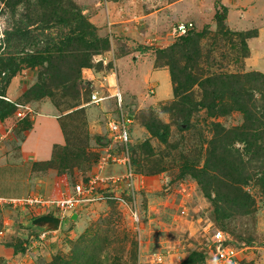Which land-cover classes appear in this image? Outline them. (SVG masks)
Here are the masks:
<instances>
[{
    "label": "rangeland",
    "instance_id": "obj_1",
    "mask_svg": "<svg viewBox=\"0 0 264 264\" xmlns=\"http://www.w3.org/2000/svg\"><path fill=\"white\" fill-rule=\"evenodd\" d=\"M73 1L95 27L96 35L108 41V49L92 56L90 66L83 68L81 74L82 59L75 41L65 52L53 57L50 65L22 64L7 88L5 99L29 105L35 113H46L47 108L42 107L46 105L48 111L60 116L70 148L66 155L74 154L69 157V169L36 171L46 181L45 195L59 198L70 193L75 183L98 171V162L110 145L108 112L91 103V94L97 89L106 91L114 83L120 85L124 90V110L134 119L131 151L138 188L135 195L125 187L116 194L138 211L141 223L136 225L129 209L116 200L92 203L81 211L76 221L62 226L54 249L37 256L33 264H148L151 254L160 251L170 252L167 264H185L191 255L205 254L216 230L223 231L236 246L244 249L239 264H264V0H229L238 11L230 21L228 15L224 21L228 36L217 34L220 26L216 13L223 14L220 5L228 8L221 0H140L144 2L141 7L145 12L167 8L164 21H169L171 28L155 22L153 33L143 35L142 31L134 37L101 35L85 9ZM175 2L180 3L177 14L181 18L186 12L191 15L179 24L190 21L194 25L183 36L174 33L179 24L174 22L171 26L167 18L171 16L170 5ZM5 3L6 0H0V18L4 22L2 42L5 32L27 13L20 6L13 16ZM62 30L63 38L69 35L70 28ZM240 33L250 34L245 40L247 57L246 47L237 36ZM201 34L205 38L199 42L196 36ZM191 37L194 40L189 49L180 45ZM36 45L45 48V39ZM33 49L30 46L25 52ZM141 61L144 63L137 67ZM48 70L56 77L48 82L47 91L51 94L32 95H37V87L43 84ZM152 70L169 73L170 96L159 95V83L150 80ZM172 70L178 82H187L191 75L199 79L184 93L189 97L175 94ZM10 75L3 73L0 81ZM208 79L213 82L207 85ZM13 83L12 97L9 88ZM3 87L5 84L0 86ZM241 89L245 113L232 104ZM213 92L216 97H212ZM191 102L210 107H196L198 110L191 117L193 127L189 129L183 117ZM18 110L15 107L14 111H5L0 116ZM223 110L226 115L220 114ZM249 113L250 122L246 119ZM150 122L155 126L153 130L147 128ZM241 126L250 128L248 133L254 134L255 139L227 146L224 163L218 164L213 141ZM245 148L254 152L246 155ZM220 167L221 173L215 175L213 170L219 171ZM116 168H109L107 173L115 172ZM117 172H123V168ZM1 196L13 198L21 194L10 192ZM35 218L34 212L7 206L0 209V231L8 225L0 247L14 252L30 243L38 229L32 224ZM9 258L8 253L0 251V264H8Z\"/></svg>",
    "mask_w": 264,
    "mask_h": 264
},
{
    "label": "trees",
    "instance_id": "obj_2",
    "mask_svg": "<svg viewBox=\"0 0 264 264\" xmlns=\"http://www.w3.org/2000/svg\"><path fill=\"white\" fill-rule=\"evenodd\" d=\"M2 2L5 0H1ZM5 5L7 9L11 12L13 16L17 15V10L20 6L25 7V11L27 12L19 21V23L12 26L9 31L5 32V37L3 40V44L0 47V76L5 73V76L8 72L11 73L9 77H5L0 81V86L5 84V87L2 89L0 88V115L5 111H11L15 109L16 103L7 101L6 94L7 88L10 86L14 75L17 73L20 65L22 64H30L33 66H41L45 63L50 65L51 59L53 57L58 56L60 53L65 52L66 49L69 48L73 41L76 42L78 48L76 50L79 52L82 62L80 63V74L83 68H88L90 65L88 62L91 61V57L94 55L102 54V51L108 49V41L105 39L99 38L95 31V27L89 22L87 17L82 14V10L75 4L73 0H6ZM222 8L223 14L219 15L217 12V22L219 24L220 32L217 33L218 35L221 34L222 36H228L230 33L226 32L224 21L228 15V8ZM75 26V27H73ZM64 28H70L69 35L64 37V34L61 32ZM239 38L242 39V46L246 47L245 57H247L249 50L247 49L245 40L250 38L249 33H240L237 34ZM201 40L205 38V34L197 35L196 36ZM44 40L46 42L45 48L38 47L37 42L39 40ZM65 40L64 42L61 40ZM194 38H187L183 40L180 44L184 48H190L192 45V41ZM200 42V41H199ZM65 44V45H64ZM30 46H34L35 49L32 51H26ZM5 48V49H4ZM3 50V51H2ZM24 54V55H21ZM17 59L19 60L17 62ZM89 60V61H88ZM196 64H194V70ZM51 68H53V64H51ZM50 69V68H49ZM56 69V68H55ZM173 72V70H172ZM173 80L175 84V94L180 97L186 96V93L192 86L191 84L196 85L199 82L197 77H192L184 83L178 82L175 78L174 72ZM47 77L44 79L43 84H40L37 88L38 92L37 95L33 94L36 97L39 95L47 94L49 96L51 93L47 91L48 89V82L56 79L53 76L52 72L48 70V73L45 74ZM50 79V77H52ZM235 77V76H232ZM50 79V80H49ZM213 81L208 79L205 81V84H211ZM203 85V84H202ZM180 92V93H179ZM182 92V93H181ZM42 95V96H43ZM189 97V96H186ZM193 97V96H192ZM212 97H216V94L213 92ZM243 98V89L236 93V97L234 98V102L232 103L235 108L242 110L244 113L246 112V105L245 101L242 100ZM190 110L185 112L184 124L191 129L192 126V119L191 117L197 111V106L203 107H210L204 104H195V102L190 103ZM221 115H226V111L223 110L220 113ZM251 113L246 115L247 121H251ZM62 130L65 133L64 124L61 123ZM147 128L153 130L155 128L152 122L147 124ZM250 128H245L243 126L239 127V129H234L231 132L224 133L226 135H219L216 141H213L215 144L214 154L215 159L218 164L224 163L223 161L225 158L223 157L224 154L228 151L227 146H232L236 141L237 142H250L251 139H255V135H251L248 133ZM67 138V134L65 133ZM250 136V137H249ZM83 142V141H82ZM81 142V143H82ZM80 143V144H81ZM79 148L80 145H79ZM68 145V138L67 143L65 146H55L53 151V158L52 160L44 163H36L34 165V170L38 171V168H46V169H54L55 171H65L69 169L68 162L71 161L69 157H74V154L71 153L66 155V151H69ZM254 152L253 150L245 148V154L249 155ZM208 156L214 157L210 152H207ZM188 164V163H187ZM73 167H76L74 164ZM188 169H191V165L188 164ZM199 170H195L198 173ZM205 173L207 170L204 171ZM213 172L215 175L221 173L220 170L214 169ZM209 177V176H208ZM218 179L214 177V180ZM228 217H224L223 219H227ZM198 261H204V255L202 254H194L191 255L185 264H197Z\"/></svg>",
    "mask_w": 264,
    "mask_h": 264
},
{
    "label": "built area",
    "instance_id": "obj_3",
    "mask_svg": "<svg viewBox=\"0 0 264 264\" xmlns=\"http://www.w3.org/2000/svg\"><path fill=\"white\" fill-rule=\"evenodd\" d=\"M193 23L177 25L174 33L178 36L186 35L192 28ZM4 33V22L0 18V45ZM101 57V56H100ZM91 103L97 106L114 101L113 109H109L106 116V126L109 134L110 145L98 162V171L86 180H81L72 186L70 193L63 194L59 198H48V195H29L15 199H0L1 207H10L23 212H34V216L52 215L61 218L60 229L57 231L38 228L31 241L14 249L13 255L7 261L8 264H33L34 259L45 253L51 252L58 237L62 232L63 225H70L73 215L80 217L81 211L92 203L116 200L126 206L136 225H140L141 218L138 211L134 210L129 203L116 191L121 187L135 195L137 190V173L132 161V123L133 116L124 110V95L117 84L110 85L109 89L94 90L91 94ZM19 110L16 116L19 119L33 116L34 109L29 105H16ZM111 167H122L123 172L107 173ZM119 171V170H118ZM7 229L0 231V239L3 240ZM52 249V250H51ZM244 252L233 242V239L221 230H216L212 235V243L204 254L203 264H239L240 256ZM170 252L160 251L152 253L148 264H167Z\"/></svg>",
    "mask_w": 264,
    "mask_h": 264
},
{
    "label": "crops",
    "instance_id": "obj_4",
    "mask_svg": "<svg viewBox=\"0 0 264 264\" xmlns=\"http://www.w3.org/2000/svg\"><path fill=\"white\" fill-rule=\"evenodd\" d=\"M75 1L85 9L91 22L99 29V33L106 37H112V35L134 37L135 34H140L142 31L143 35L151 34L153 33L151 31L155 30V22L157 24L160 23L163 28L170 27L169 21H164L167 8L145 12L144 8L141 7V3L144 2L140 0ZM221 3L229 8L228 19L230 21V17L238 10L229 0H221ZM170 6L171 16L167 18L170 19L171 26L174 22L179 24L181 20L191 16L188 12L183 14L182 18L180 14H177L180 7V3L178 2L172 3ZM173 17L176 18L175 21L172 20ZM183 22L190 23V21ZM149 25L150 27H148ZM144 31L147 32L145 33ZM138 53L136 52L135 54ZM140 55L141 53L137 57ZM143 63L142 61L139 62L137 67H141L140 65ZM150 80L159 83L158 91L161 97L172 94L170 75L166 70H152ZM102 83L100 82V85ZM12 85L14 83L9 88V94H11L10 89ZM121 90L124 93L122 88ZM8 100L14 103L16 102L15 99L12 100L9 98ZM112 105H114V101L95 106L100 110L103 108L101 111L104 112L105 110L106 112L112 109ZM42 107L47 108L46 113H38L36 111L33 116L24 119H19L16 116L17 112L5 113V115L0 116V199L7 200L29 195L46 194L44 191L46 181L36 175L37 172L34 170V165L52 160L54 147L57 145L65 146L67 138L60 125V116L48 111L49 108L46 105ZM42 114L46 117H41ZM120 169L122 167L116 168L117 171ZM10 192L21 194V196L13 198L1 196V193L5 194ZM3 208L0 206V209ZM5 224H8V221ZM7 226L5 225L3 229H7ZM0 241L2 240L0 239ZM12 250L0 247V251L8 253L10 257L13 255Z\"/></svg>",
    "mask_w": 264,
    "mask_h": 264
},
{
    "label": "water",
    "instance_id": "obj_5",
    "mask_svg": "<svg viewBox=\"0 0 264 264\" xmlns=\"http://www.w3.org/2000/svg\"><path fill=\"white\" fill-rule=\"evenodd\" d=\"M72 218L77 220L78 215L74 214ZM32 224L37 228L57 231L60 229L61 218L52 215H40L32 221Z\"/></svg>",
    "mask_w": 264,
    "mask_h": 264
}]
</instances>
